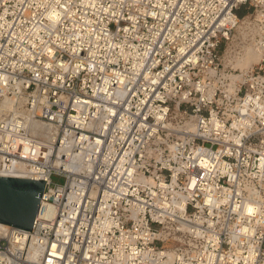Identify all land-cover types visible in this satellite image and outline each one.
Segmentation results:
<instances>
[{"label":"built area","instance_id":"1","mask_svg":"<svg viewBox=\"0 0 264 264\" xmlns=\"http://www.w3.org/2000/svg\"><path fill=\"white\" fill-rule=\"evenodd\" d=\"M6 98L0 264H264V0H0Z\"/></svg>","mask_w":264,"mask_h":264},{"label":"water","instance_id":"2","mask_svg":"<svg viewBox=\"0 0 264 264\" xmlns=\"http://www.w3.org/2000/svg\"><path fill=\"white\" fill-rule=\"evenodd\" d=\"M45 180L0 175V222L31 230Z\"/></svg>","mask_w":264,"mask_h":264},{"label":"bare ground","instance_id":"3","mask_svg":"<svg viewBox=\"0 0 264 264\" xmlns=\"http://www.w3.org/2000/svg\"><path fill=\"white\" fill-rule=\"evenodd\" d=\"M249 51H252L254 53L250 54L248 57L246 56ZM247 57V63H259L262 60V50L258 47H250L248 48V51L246 52L245 56L242 59H246ZM240 68V67H239ZM243 68V67H242ZM244 69V68H243ZM22 115L24 119L28 120L29 118H32L29 114L23 112V109L16 106L13 101L9 100V98H6L3 102L0 103V119H3L5 116L8 115ZM49 130L50 128L47 127ZM26 163L22 162H15L10 163L4 167V169H0V175L1 176H11V177H29L26 167Z\"/></svg>","mask_w":264,"mask_h":264},{"label":"rangeland","instance_id":"4","mask_svg":"<svg viewBox=\"0 0 264 264\" xmlns=\"http://www.w3.org/2000/svg\"><path fill=\"white\" fill-rule=\"evenodd\" d=\"M243 10H245L244 8H243ZM252 53H254V52H252V51H249V53L246 55L247 57L250 55V54H252ZM222 54H223V56H224V54H225V51H224V49H222ZM247 57H246V59H241L240 61H238L237 62V67H240V68H247V67H250V66H252V65H256V63H254V62H251V63H247ZM225 62H227V57L225 58ZM0 103H1V99H0ZM52 179L54 180V181H56V182H60V183H63L64 181H65V177L64 176H62V175H57V174H54L53 176H52Z\"/></svg>","mask_w":264,"mask_h":264},{"label":"trees","instance_id":"5","mask_svg":"<svg viewBox=\"0 0 264 264\" xmlns=\"http://www.w3.org/2000/svg\"><path fill=\"white\" fill-rule=\"evenodd\" d=\"M238 13H239L240 15H242V14H244V13H245V10H243V9H240V10H238Z\"/></svg>","mask_w":264,"mask_h":264}]
</instances>
